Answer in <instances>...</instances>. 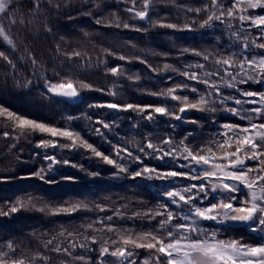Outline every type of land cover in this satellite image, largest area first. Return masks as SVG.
<instances>
[{
	"label": "snow or ice",
	"instance_id": "obj_1",
	"mask_svg": "<svg viewBox=\"0 0 264 264\" xmlns=\"http://www.w3.org/2000/svg\"><path fill=\"white\" fill-rule=\"evenodd\" d=\"M130 2L132 7L126 8L125 11L133 14L132 19L144 21L152 28L161 27L177 31L192 29V23L179 25L165 23L162 19L152 20L151 10L156 0H130ZM170 2L185 13L194 12L197 15L201 12L208 13L200 23V28L214 29L216 22L224 25L230 30L229 35L233 42H239L238 50L222 54L223 47L219 48V52L215 49L211 51L182 49L181 55L191 53L202 57L204 61L211 60L212 67L195 63L187 64L185 69L181 70L165 64L164 69H170L184 79L159 92L141 90L146 91L148 95L162 97L164 101L174 103L140 105L107 102L89 105V107L108 108L116 112L135 111L142 119L149 122L156 121L158 117H165L169 121L193 125L198 124L199 120L188 118V112L214 114L222 110L231 114L235 121L221 124L222 131L217 134L218 138H212L203 145H195L191 140L193 133L188 131L179 141L171 135L160 139L158 143L145 137L146 142L143 145L135 146L141 155H136L129 148L120 145H112L114 155H108L97 150L79 132L28 118L0 104V118L11 121L13 130L18 128L21 136L38 132L52 137V139H40L35 145L36 148L44 150L59 148L70 151L83 148L91 151L105 164L113 166L117 170L113 175L124 173L133 179L162 181L171 185V187H165L161 193L168 203H158L155 208L134 214L155 222L149 230L136 233L127 229L120 231L111 223L97 220L88 224L85 231L118 233V240H111V246L109 241L105 240L98 250L93 249L88 242L96 245L99 241L95 236L85 235V242L69 241L67 247H62L60 244L53 246L55 240L53 237L45 242L44 247L57 254L70 256L81 264H264V240L250 244L243 238L219 239L220 229L205 227L203 223L210 221L221 226L244 224L251 232L264 233V91L238 87V85L250 83L264 85V15L249 12L250 9L264 8V0H228L227 3L225 0H207L199 7L181 5L176 3V0H170ZM62 6L67 4L62 5L60 0H26L24 3H20L19 0H0V44L5 46V50H0V60L12 70L14 76L18 75L17 70L20 64L30 65V71L34 75L38 72L39 79L43 80L45 92L41 95L50 94L47 97L49 99L59 97L74 100L85 90L105 92V89L96 88L83 80H74L55 69L53 75L49 77L44 64L37 60L27 46L26 41L29 36L38 33L41 29L45 33H51L52 29L48 23L49 13L59 11ZM91 14V12L84 13V15ZM113 16H115L117 28H131L138 32L148 31V28L121 21L115 13ZM233 20H238L241 26L234 29L231 23ZM96 23L100 24L102 21L97 19ZM250 29L256 30V35L251 39L249 35H242ZM21 48H23L22 51ZM56 50L60 53L59 45ZM17 53H19L18 59H13ZM103 54L121 61L129 59L109 49H104ZM64 55L71 60L73 57H80L81 53L73 50ZM161 55L168 54L161 53ZM134 59L139 60L152 71H160L152 68L139 56ZM100 63L105 61L101 59ZM107 72L113 76L125 74L123 67L119 65L108 68ZM128 79L138 81L140 77L133 75L128 76ZM32 83L33 80L27 78L23 87L27 88ZM195 85L204 87L201 89ZM225 88L232 89L239 95L225 94L223 92ZM106 94L115 97L117 92L108 89ZM229 102L235 106H229ZM56 103H59V100ZM217 104L222 108H218ZM245 105H252V107H245ZM66 119L72 121L77 117L67 116ZM88 120L90 123L101 125L104 129L112 128L111 124L103 120L92 121L90 116ZM169 127L174 130L176 125L169 124ZM94 132L99 136L104 135L101 127H96ZM3 135L8 137L10 134L5 131ZM14 139L18 140L19 136ZM62 139L71 143H62L60 142ZM10 147L14 148L16 145H10ZM35 155L39 156L40 153ZM144 155H150L158 161H165L167 158L171 163L165 168L149 166L144 162ZM43 159L47 162V167L38 169L31 173V176L45 183H59L55 175L49 174L55 173L60 165L83 170L82 165L72 163L68 159H58L47 152ZM178 161L182 162L177 163ZM248 161L255 162L254 166H250ZM130 164H136L137 167L130 168ZM89 175L97 176L99 173L90 172ZM75 179L69 176L60 177V180L73 182ZM177 179L188 180L190 183L175 187L173 182ZM240 186L247 189L245 198L242 200L238 195ZM217 192L222 194L221 198L210 199V196ZM29 206L35 207L31 197L23 201L17 199L7 211L0 209V216H8ZM87 208L88 205L84 202H76L60 207L45 205L38 210L42 212L47 210L51 215H70ZM96 208L105 211V208L100 205H96ZM114 215L122 214L116 211ZM112 219V216L106 218L107 221ZM94 224H103V228H94ZM59 234L63 236L65 233L61 231ZM74 235L83 234L67 233L69 237ZM77 247L86 253L96 251L97 255L95 258L75 255ZM139 249L148 253L143 261L136 259ZM15 251L16 245L11 241L0 245V264H26L24 258H14L12 254ZM109 257L114 259L110 260ZM37 259H43L46 264L49 261V257L40 253L32 257L33 262Z\"/></svg>",
	"mask_w": 264,
	"mask_h": 264
},
{
	"label": "trees",
	"instance_id": "obj_2",
	"mask_svg": "<svg viewBox=\"0 0 264 264\" xmlns=\"http://www.w3.org/2000/svg\"><path fill=\"white\" fill-rule=\"evenodd\" d=\"M19 2L24 3L26 0H19ZM206 2L207 0H176L178 4L193 7H199ZM227 2L228 0H225V3ZM60 3L62 5L66 3L67 6H62L59 11L49 13L48 23L52 29L51 33H45L41 29L38 33L29 36L26 41L27 46L37 60L44 64L49 77L53 75L55 69L74 80H83L96 88L105 89V92L85 90L76 101L59 97L49 99L47 97L50 94L41 95L45 92L43 80L39 79L38 72L34 75L30 71V65L20 64L17 70L18 75L14 76L12 70L0 60V104L28 118L79 132L97 150L108 155H114L112 145L129 148L134 154L141 155L135 146L143 145L146 142L145 137L158 143L160 139L171 135L179 141L188 131L193 133L191 140L195 145H203L212 138H218L217 134L222 131L221 124L235 121L231 114L222 110L214 114L188 112V118L199 120L198 124L193 125L169 121L165 117H158L156 121L149 122L142 119L135 111L116 112L108 108L89 107V105L107 102L140 105L174 103L164 101L162 97L157 98L146 94V91L159 92L184 79L176 72L164 69L165 64L181 70L185 69V65L195 63L212 67L211 60L204 61L202 57L191 53L181 55L182 49L201 51L215 49L219 52V48L223 47L222 54H227L239 48V42H233L229 35L230 30L224 25L216 22L214 29L200 28V23L208 13L201 12L198 15L194 12L185 13L173 5L170 0H156L151 10L152 20L162 19L165 23L179 25L192 23L191 30L177 31L161 27L152 28L144 21L132 19L133 14L125 11L126 8L132 7L130 0H60ZM87 12L92 14L84 15ZM249 12L264 15V8L250 9ZM113 13L121 21L148 28V31L138 32L131 28L115 27ZM97 19H100L102 23L97 24ZM231 23L234 29L241 26L238 20H233ZM109 24L112 26H108ZM242 35H249L251 39L256 35V30L250 29ZM57 45L60 47V53H57ZM104 49H109L129 59L121 61L113 56H105ZM0 50H5L3 44H0ZM73 50L80 52L81 56L69 60L64 53H71ZM161 53L168 55L164 56ZM18 56L19 53L14 55L13 59H18ZM137 56L146 60L152 68L160 71L150 70L145 64L134 59ZM101 59L105 63H100ZM118 65L124 69L123 76H113L107 72L108 68ZM133 75H138L140 79L138 81L129 80L128 76ZM27 78H31L33 83L25 88L23 84ZM195 86L201 89L204 87L203 85ZM238 87L252 91H264V85L254 83L238 85ZM108 89L116 91L117 95L115 97L107 95ZM223 92L239 95L227 88L223 89ZM184 94L192 95L191 93ZM57 100L59 103H56ZM216 106L222 108L219 104ZM229 106L235 105L229 102ZM245 107H252V105H245ZM67 116L77 117V119L69 121L66 119ZM89 116L92 121L103 120L111 124L112 128L104 129L101 125L90 123ZM169 124H175V129L170 128ZM96 127H101L103 136L95 134ZM5 131L10 134L8 137H4ZM17 136L19 139H14ZM40 139H52V137L38 132L21 136L18 128L13 130L11 121H4L0 118V209L7 211L17 199L23 201L30 197L35 204V207L29 206L8 216H0V245L8 241L13 242L16 245V251L12 254L14 258H24L26 264H46L43 259L32 261V257L40 253L49 257L47 264H81L70 256L49 251L44 247L45 242L55 237L53 246L60 244L62 247H67L69 241L85 242L84 236L87 235L95 236L99 241L96 245L88 242L93 249L98 250L105 240H108L111 246V240H118V233L85 231V227L94 221L103 220L105 223H111L120 231L125 229L133 233L146 231L155 222H150L142 216H134V214L155 208L158 203H168L161 195L165 187H171L168 182L150 181L143 178L133 179L124 173L113 175L117 170L95 157L91 151L83 148L75 151L59 148L39 149L35 145ZM60 142L71 143L66 139ZM10 145H16V147L13 148ZM45 152L55 155L58 159H68L72 163L82 165L83 170L60 165L55 173L49 174L55 175L59 183L42 182L31 176V173L47 167V162L43 159ZM35 153H40V155L36 156ZM143 158L149 166L160 168H165L171 163L167 158L165 161H158L150 155H144ZM247 163L250 166L255 164L252 161ZM129 167L134 169L137 165L130 164ZM90 172H98L99 175L91 176ZM61 176L76 179L74 182L60 180ZM173 183L175 187H182L190 181L177 179ZM246 193L247 191L240 188L238 195L241 200L245 198ZM221 196L219 192L213 193L210 199L218 200ZM76 202H84L88 208L70 215H51L47 210L43 212L38 210L45 205L60 207ZM96 205L104 207L105 211H100ZM116 211L122 215H114ZM108 216H112L113 219L107 221ZM203 223L205 227L220 229L219 239L243 238L250 244L264 240V233L251 232L244 224L221 226L210 221ZM94 228H103V224H94ZM61 231L65 233L63 236L59 234ZM68 232L83 235L69 237ZM137 251L139 252L136 257L138 261H143L148 256L143 249ZM74 254L95 258L97 252L86 253L77 247ZM109 259L114 258L109 257Z\"/></svg>",
	"mask_w": 264,
	"mask_h": 264
},
{
	"label": "rangeland",
	"instance_id": "obj_3",
	"mask_svg": "<svg viewBox=\"0 0 264 264\" xmlns=\"http://www.w3.org/2000/svg\"><path fill=\"white\" fill-rule=\"evenodd\" d=\"M79 98V97H78ZM77 99L74 100H69V101H76ZM240 188H243L245 191H247V189H245L243 186H240Z\"/></svg>",
	"mask_w": 264,
	"mask_h": 264
}]
</instances>
